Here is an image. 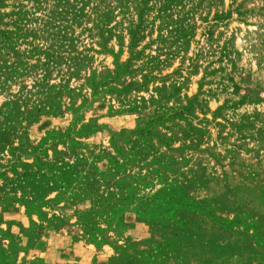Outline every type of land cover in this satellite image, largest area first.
I'll list each match as a JSON object with an SVG mask.
<instances>
[{
    "label": "rangeland",
    "instance_id": "obj_1",
    "mask_svg": "<svg viewBox=\"0 0 264 264\" xmlns=\"http://www.w3.org/2000/svg\"><path fill=\"white\" fill-rule=\"evenodd\" d=\"M0 264H264V0H0Z\"/></svg>",
    "mask_w": 264,
    "mask_h": 264
}]
</instances>
